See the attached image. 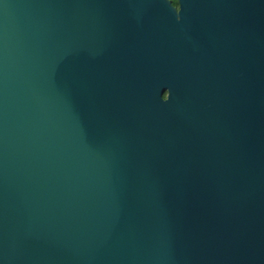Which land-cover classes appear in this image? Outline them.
<instances>
[{"label":"water","instance_id":"obj_1","mask_svg":"<svg viewBox=\"0 0 264 264\" xmlns=\"http://www.w3.org/2000/svg\"><path fill=\"white\" fill-rule=\"evenodd\" d=\"M0 0V264H264V0Z\"/></svg>","mask_w":264,"mask_h":264},{"label":"trees","instance_id":"obj_2","mask_svg":"<svg viewBox=\"0 0 264 264\" xmlns=\"http://www.w3.org/2000/svg\"><path fill=\"white\" fill-rule=\"evenodd\" d=\"M173 1V4L175 5V6H179V3H178V0H172Z\"/></svg>","mask_w":264,"mask_h":264}]
</instances>
